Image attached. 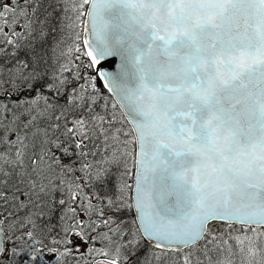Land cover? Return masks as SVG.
<instances>
[{"label":"snow or ice","instance_id":"obj_1","mask_svg":"<svg viewBox=\"0 0 264 264\" xmlns=\"http://www.w3.org/2000/svg\"><path fill=\"white\" fill-rule=\"evenodd\" d=\"M52 258L264 264V0H0V264Z\"/></svg>","mask_w":264,"mask_h":264},{"label":"rangeland","instance_id":"obj_2","mask_svg":"<svg viewBox=\"0 0 264 264\" xmlns=\"http://www.w3.org/2000/svg\"><path fill=\"white\" fill-rule=\"evenodd\" d=\"M47 255V254H46ZM47 264H55V259L52 258L50 260L47 261Z\"/></svg>","mask_w":264,"mask_h":264},{"label":"trees","instance_id":"obj_3","mask_svg":"<svg viewBox=\"0 0 264 264\" xmlns=\"http://www.w3.org/2000/svg\"><path fill=\"white\" fill-rule=\"evenodd\" d=\"M81 70H82V71H84V69H83V68H82ZM87 71H88V72H90V71H91V69H87Z\"/></svg>","mask_w":264,"mask_h":264}]
</instances>
